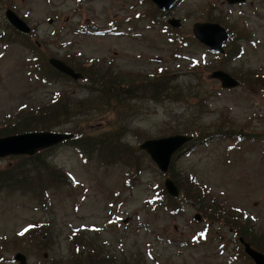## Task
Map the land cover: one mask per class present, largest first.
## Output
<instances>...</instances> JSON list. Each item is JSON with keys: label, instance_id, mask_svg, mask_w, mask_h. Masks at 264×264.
Segmentation results:
<instances>
[{"label": "rangeland", "instance_id": "obj_1", "mask_svg": "<svg viewBox=\"0 0 264 264\" xmlns=\"http://www.w3.org/2000/svg\"><path fill=\"white\" fill-rule=\"evenodd\" d=\"M6 7L31 26L30 34L7 27ZM168 17L180 19V26L169 25ZM203 21L230 29L231 56L215 54L194 38L193 24ZM0 34L5 37L0 44L1 127L17 121L12 117L21 105L44 103L65 90L85 96L87 80L36 77L31 65L41 52L43 58L68 60L98 75L96 69L127 71L136 78L165 73L161 83L168 86L197 79L206 102L193 96L188 102L141 100L123 136L136 148L145 139L175 134L182 120L188 128L195 120L212 123L211 133L218 125L259 133L241 140L210 135L174 155L181 179L207 192L204 206L217 200V213L200 211L196 198L182 196L178 211L165 208L159 199L164 176L143 151L139 160L102 164L95 157L85 161L66 143L46 149L51 163L64 171L66 184L41 192L0 191V264H18L12 257L16 251L27 256V264H57L58 259L70 264V242L78 230L94 234L119 258L125 251L136 258L133 264H253L241 254L237 227L228 220L239 219L264 238V86L259 80L264 78V0H181L167 11L156 9L151 0H0ZM34 45L37 50L31 52ZM214 69L239 78L241 85L222 89L209 76ZM69 122L52 130L67 132ZM107 128L106 123L85 125L98 134ZM12 157L0 158V169L15 162ZM43 222L44 235L17 237L31 223ZM42 239L38 250L36 240Z\"/></svg>", "mask_w": 264, "mask_h": 264}, {"label": "trees", "instance_id": "obj_2", "mask_svg": "<svg viewBox=\"0 0 264 264\" xmlns=\"http://www.w3.org/2000/svg\"><path fill=\"white\" fill-rule=\"evenodd\" d=\"M7 27L14 30L7 22ZM15 31V30H14ZM17 33V32H16ZM24 36V35H23ZM193 39V38H192ZM5 40L4 34H0V44ZM181 42V40H180ZM183 42V41H182ZM37 50L34 45L31 52ZM234 48H232V52ZM40 53V54H39ZM37 53L36 58L33 57L34 63L31 67L34 69V75L40 76L42 81L46 80H60L64 75L55 71L48 64V56L43 58L41 52ZM226 56H231V51L227 49ZM225 59V58H224ZM75 70L82 72L87 82L84 85L86 94L84 97H78L69 91L57 92L52 96L51 100L45 101L41 104H34L29 107L27 104L21 105L18 112L12 117L17 121L11 123L10 121L1 127L0 136L20 133L25 131H54L56 126H59L66 121H70L72 129L67 132L73 133L72 139L65 142L73 148L82 159L90 160L95 157L102 164H124L133 160H139V151L133 145H130L123 140L126 134L127 126L132 117L137 113V107L144 98L152 101L175 100L188 102L189 97H195L197 101H207L203 97L204 91L200 89L197 79H193L192 83L179 84V86L162 85L161 81L167 79L168 74L161 73L157 77L149 76H131L127 71H113L96 69L99 75L89 68L76 66L65 60ZM199 63H195L191 69H196ZM80 70H79V69ZM82 70V71H81ZM85 71V72H84ZM74 83L76 81L70 80ZM260 85H264V78L259 79ZM97 85V86H96ZM190 94L184 93L183 89L187 88ZM192 88L195 89L192 91ZM57 95V96H56ZM197 106H200L197 104ZM191 114H194L193 112ZM19 117V118H18ZM10 119V118H9ZM11 119V120H12ZM63 119V121H62ZM41 121L39 123H36ZM106 123L108 128L102 133H93L85 129V125L92 123ZM191 123V127H185V120L180 123V129L172 133H186L193 135V139L188 143V148H193L197 143H200L208 138L210 135L217 136H234L236 138H244V136H258L259 133H250L245 135L238 130L224 129L223 126L217 127L216 131L210 132L211 124L206 126L201 123ZM195 123V126H193ZM31 126L33 128H31ZM210 126V127H209ZM226 128V127H225ZM187 131V132H186ZM264 136V133L260 134ZM49 150V149H47ZM47 150L40 151L31 156H16L11 165L0 169V191L2 190H16L32 191L33 189L47 190L53 186L59 187L66 184L67 177L64 171L57 169L49 160L46 154ZM133 158V160H130ZM173 181L177 184L180 194L185 200H194L198 203L197 209L204 211L210 209L217 213L219 211V204L217 200L212 201V204L205 205L204 200L208 198L206 191L194 186L190 183L188 178L181 179L180 173L176 171L175 162L173 161L168 172ZM163 188V187H162ZM161 199L165 201L164 207H171L173 211L180 208L178 199L170 197L165 189L161 190ZM213 200V198H211ZM219 214V213H218ZM233 222L237 227V237H243L249 241L250 244L264 252V238H260L252 231V229L242 223L241 220H228ZM45 222L41 224L31 223L30 228L18 233V238H24L28 233L30 237L37 238L38 235H44L41 229ZM48 226V224L46 225ZM50 230V227H48ZM83 230V229H81ZM79 231V230H78ZM74 231L70 243L74 245V250L70 256V264H133L136 258L121 252V258L114 255L115 252L109 246L105 249V244H99L97 237L84 234L83 231L78 233ZM47 233V232H46ZM87 233V232H86ZM48 234V233H47ZM44 239L36 240V246L39 250L44 245ZM237 246L240 249L243 257L248 258L242 245L236 239ZM132 258L133 262L130 261ZM63 259V258H61ZM57 264L60 263L59 259Z\"/></svg>", "mask_w": 264, "mask_h": 264}, {"label": "water", "instance_id": "obj_3", "mask_svg": "<svg viewBox=\"0 0 264 264\" xmlns=\"http://www.w3.org/2000/svg\"><path fill=\"white\" fill-rule=\"evenodd\" d=\"M161 11L172 8L178 0H151ZM245 0H227L229 4L243 2ZM5 17L8 22L17 31L28 34L31 31L30 26L22 20L10 8L5 9ZM167 22L171 26H179L180 20L177 18H169ZM194 37L199 42L206 45L210 50L223 53L224 43L228 39V31L218 23L213 22H195L192 26ZM49 64L60 73L67 75L75 80L82 75L67 65L64 61L50 57ZM211 78L220 81L223 88H235L239 85V81L224 70L215 69L210 73ZM73 134L56 131H29L18 134H11L0 137V157L10 155H33L36 152L54 147L63 141L69 140ZM191 136L186 134H173L154 139H146L139 148L144 150L150 158L156 163L160 171L166 172L169 168L171 157L179 148L189 141ZM164 186L170 195L177 196L178 188L170 177L164 179ZM195 217L199 219V215ZM243 245L245 253L254 261L255 264H264V253L253 248L249 242L239 238ZM46 257V253L43 255ZM13 259L19 264H27V257L24 253L17 251L13 255Z\"/></svg>", "mask_w": 264, "mask_h": 264}]
</instances>
